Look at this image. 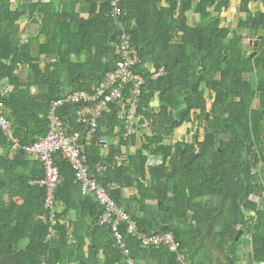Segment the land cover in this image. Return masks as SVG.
<instances>
[{
  "label": "trees",
  "instance_id": "16d2710c",
  "mask_svg": "<svg viewBox=\"0 0 264 264\" xmlns=\"http://www.w3.org/2000/svg\"><path fill=\"white\" fill-rule=\"evenodd\" d=\"M78 1L61 0L57 12L53 3L30 4L28 14L41 16L40 34L47 38L33 50V42L17 39L25 13L14 8L11 0H0V88L5 83L12 87L5 97L0 96L12 134L9 138L0 132V264H97L101 250L109 255L107 264H125L111 226L98 224L101 206L79 190L80 200L77 198L74 172L61 154L54 157L59 169L57 224L54 233H49L44 189L31 184L41 178L42 164L30 159L26 151L47 134V111L52 101L73 92L71 87L93 95V88L114 71L123 30L130 35L138 58L132 71L144 79L137 113L147 125L143 127L141 120L139 126L144 129H140V136L125 139L124 120L118 117L123 106L110 104L98 117L95 131L88 134L87 124L78 123L76 116L69 119L79 105H63L58 115L68 133H80L89 170L98 183L111 188V196L120 206L122 191L137 183L139 197H134V202L140 211L131 217L138 230L148 235L173 234L186 254L185 264H192L195 252L205 247V264H229L230 245L241 228L251 236L249 263L264 262V211L258 212L253 224L250 212L257 209L248 200L252 192L250 164L243 159L248 142L253 146L264 139V50L249 63L241 59L240 37L227 39L230 32L219 26V14L230 0H166L164 8L157 7L159 0H120L116 17L112 16L110 0H98L99 9L94 1L86 0L91 10L73 19ZM190 11L197 18L195 24L188 23ZM247 17L253 22L249 35L254 37L264 16ZM64 36L69 40L61 45L58 42ZM54 45L60 61L41 68L38 56H51ZM71 53L77 56L76 63L70 61ZM25 67L30 75L24 82L18 74ZM160 69L162 74L152 78L153 71ZM251 70L257 72L255 86L244 77ZM131 91L128 85L124 98L131 97ZM192 110L199 118L198 125L209 112L215 119L210 128H218L225 137L216 140V134L205 132L194 144L166 143L177 127L192 119ZM102 138H116L118 145L110 148L112 158L118 156L120 145H134L136 138L140 147L123 164L113 162L98 174L97 166L106 159L99 142ZM145 153L160 162L148 165ZM237 175L244 178L243 186L235 183ZM76 199L93 219L84 229L92 240L87 254L75 232V222L69 223V228L63 224L76 209ZM119 232L136 264H182L164 247H142L125 225ZM70 235L76 237V243L70 242Z\"/></svg>",
  "mask_w": 264,
  "mask_h": 264
},
{
  "label": "built area",
  "instance_id": "2783aa9c",
  "mask_svg": "<svg viewBox=\"0 0 264 264\" xmlns=\"http://www.w3.org/2000/svg\"><path fill=\"white\" fill-rule=\"evenodd\" d=\"M119 2L120 0H110L111 12L114 17L119 14ZM119 27L122 28L120 24ZM116 51L118 61L114 71L106 74L93 88V95L87 94L86 91L76 90L49 104L47 134L26 148L28 155L36 157L41 162L43 169L41 178L32 181L31 184L38 185L44 189V208L49 212V233L53 234L54 227L57 224L55 192L59 183V169L55 164L54 157L57 154H61L74 172L75 183L79 186L81 195L84 197L91 195L101 206L102 211L98 217V224L100 226H111L116 244L125 256V264L136 263L123 243L122 235L119 232L121 225L126 226L127 233L142 247L156 249L164 247L170 253L176 254L180 263L185 264L186 254L180 250V243L173 234L164 232L148 235L140 232L131 215L112 198L111 188L104 187L97 182L93 173L91 174L89 170L86 156L83 153L80 133H68L65 123L58 115V110L63 105L78 104L79 107L75 111L74 116H76L78 123L87 124L89 127L88 134H92L97 128V119L100 114L107 111L110 104H119L123 106L118 117L124 120V138L140 136V129L147 125L144 117L137 113V98L140 96L144 79L141 75L132 71V67L138 58L136 51L130 45V35L125 30H123L119 38ZM161 74L162 69L158 72L153 71L152 78L155 79ZM128 85L132 86L131 97L124 98L123 91ZM11 89V85L5 83L0 88V96L5 97ZM124 100L129 106L126 111L124 110ZM2 109L0 107V132L11 138L10 123ZM141 120L145 122L143 127L139 126ZM99 142L103 147L106 146L103 139H100ZM260 264H264V262Z\"/></svg>",
  "mask_w": 264,
  "mask_h": 264
},
{
  "label": "crops",
  "instance_id": "0c3cea01",
  "mask_svg": "<svg viewBox=\"0 0 264 264\" xmlns=\"http://www.w3.org/2000/svg\"><path fill=\"white\" fill-rule=\"evenodd\" d=\"M40 1L41 3H51V0H28L27 1V10L25 12V15L22 16L20 18L19 21V37L17 39L23 41L24 43L27 42H33V50H37L38 49V45L39 44H44L47 40V38L43 35L40 34V28H41V16H39L38 14L30 17L28 14V8L30 6V4L36 3ZM61 1V0H60ZM90 1H94L96 4V8L99 9L100 7V2L98 0H90ZM106 1V0H105ZM233 1V0H232ZM12 6L14 8H18L20 5H24L25 0H11ZM157 7L159 8H164L167 6V2L166 0H159L156 3ZM59 8H60V2H59ZM54 10V7H53ZM91 10V3H89V1L86 0H79L75 5H74V10H73V19H76L79 17H81L82 15H87L88 12ZM59 11V9H58ZM215 15V14H214ZM222 13L219 14V16L221 17ZM71 20V19H70ZM74 21H72L73 24ZM197 22V18L194 15L193 12L190 11V15H189V24H195ZM67 34H70L69 32ZM69 38H67L66 36H64L62 39L59 40V44H67L68 43ZM115 45L113 44V47ZM53 47V51L51 56L49 57H45L44 55H39L38 58L40 60H42V62L40 63L41 68H45L46 65H52V64H56L57 61H60V57L57 54V45L52 46ZM64 49V48H63ZM84 56V55H82ZM81 56V57H82ZM80 57V60H81ZM70 61L72 63H76L77 60V56L74 53H71L70 55ZM85 61V56L83 61L81 60V62ZM151 68V66H149ZM86 69H84L85 71L88 70V67H85ZM65 73H69L67 71V69L65 70ZM65 74V77H67ZM20 78L22 79V81H26L28 79V76L30 75V70L28 67L25 68H20L19 74ZM75 87H71L70 90L73 91ZM34 93H37V87L32 88ZM148 133V132H147ZM185 131L179 129L178 133L175 135L173 134V136L166 141V143L168 144H175L176 141H183V136H184ZM106 144L105 147H103V145H101V149L102 152L104 154L108 153L106 155V159L105 161H103L101 166H97L96 169V173L98 174H102L106 171L107 167L113 163L116 162L118 165L123 164V161H127L128 156H132L135 151L140 147V140L138 138H136L134 145L128 144V145H120V150H118V156L115 157H110V148L111 147H115L118 145V142L116 140V138H102ZM13 149H16V146L13 147ZM15 151H12V154H14ZM148 155V165H152V164H158L160 162V160L158 158H156L153 155L147 154ZM30 159H32L33 161H36L37 158L34 156H29ZM25 174H29V171L26 170ZM12 184H11V188H12ZM79 186L76 185L75 187V193L77 198L80 200V196H79ZM139 190L137 188V183L130 188L128 191H122L121 193V203H122V207L127 209L129 212V214H137L140 211V206L134 202V197H139L138 195ZM79 196V197H78ZM89 198H91L92 200H94V198L89 195ZM76 199V209L71 211L67 217L65 218V220L63 221V224H66L67 226L69 225V223L75 222L76 226V231L77 232V237L80 239L81 242H83V250L85 252V254H87L88 251V247L90 245L91 237L89 236L90 234H86L85 233V226L89 225L92 223L93 219L90 217L89 212L87 211L86 207H84L83 205L80 204V201ZM83 200V199H81ZM207 201V202H206ZM209 199L205 200V203H208ZM152 207V206H151ZM142 215V214H141ZM165 227L167 226H163V229H165ZM69 228V226H68ZM92 234V233H91ZM96 235V234H95ZM70 242L71 243H76V237L74 235H70ZM192 248V246H191ZM193 251H196V249H192ZM207 247H205L204 249H200V251H196L195 253V261L193 259V263L192 261L189 263L192 264H205L208 261L205 258V252H207ZM251 251L250 248V244H237L236 245V250H235V262L234 264H250L249 260H248V254ZM97 260H99V262H96L97 264H107V261L109 260V255L107 253H105L104 251H99L98 255H97ZM96 260V261H97Z\"/></svg>",
  "mask_w": 264,
  "mask_h": 264
},
{
  "label": "flooded vegetation",
  "instance_id": "af4514ba",
  "mask_svg": "<svg viewBox=\"0 0 264 264\" xmlns=\"http://www.w3.org/2000/svg\"><path fill=\"white\" fill-rule=\"evenodd\" d=\"M221 13V17L219 16V26L230 32L227 35V39L230 37H240L241 59L249 63L251 61L253 62L258 54L264 50V21L258 26V34L251 37L249 34L253 22H248L247 16L249 14L254 17L259 16V19L264 16V0H251L248 3H245L244 0H230L227 7H222ZM258 37H262V39L259 40L258 44H255V40ZM244 51L245 54H243ZM224 53L227 54V51H224ZM244 77L250 81L251 86H255V81L257 79L256 70L244 73ZM216 79H218V77ZM204 89L206 95H208L209 90L207 88ZM254 103L256 102L254 101ZM190 117H192V119L183 123L174 131L175 135L178 133L179 129L185 131L183 143L194 144L196 141H201L205 132L216 134V140L225 137L218 128H210V125L212 126L215 124V119L209 112H206L203 116L204 119L201 121V125H198L199 118L194 110H192V115ZM218 144L219 143H217V145ZM243 151V159L250 164L249 184L252 188V192L249 194L248 200L256 205L257 211L250 212L251 216L255 218L252 223L255 224L258 212L264 211V139L253 146L248 142V150L243 147ZM235 179V183L238 186H243L245 184V180L242 176L237 175Z\"/></svg>",
  "mask_w": 264,
  "mask_h": 264
},
{
  "label": "water",
  "instance_id": "95a60500",
  "mask_svg": "<svg viewBox=\"0 0 264 264\" xmlns=\"http://www.w3.org/2000/svg\"><path fill=\"white\" fill-rule=\"evenodd\" d=\"M27 1L28 0H25V3H24V5H20L19 7H18V11H22L23 13H25L26 12V10H27ZM107 1V0H106ZM59 2H60V0H51V3H53L54 4V10L53 11H58V9H59ZM262 39V37H258L256 40H255V44H258V42H259V40H261ZM243 54H245V51L243 52ZM83 59H84V56H82L81 57V60L83 61ZM197 65H199V61L197 62ZM149 66H151L150 64H149ZM76 90H78V88L77 87H75L74 89H73V91H76ZM123 103L125 104V106H124V110L126 111L127 109H128V103L124 100L123 101ZM75 115V111H72L71 112V115H70V117H69V119H71L73 116ZM108 153H106L105 154V157H106V155H107ZM91 174H92V171H91ZM168 227V226H167ZM167 227H165V229L167 228ZM245 232H246V229H239L238 230V232L236 233V235H235V237H234V240H233V242L231 243V245H230V258H229V264H234V262H235V259H236V256H235V250H236V245L237 244H240V243H242V244H250L251 243V236L250 235H245ZM77 258H79L78 256H77ZM97 262H99V260H97ZM83 264V263H82ZM103 264H105V263H103Z\"/></svg>",
  "mask_w": 264,
  "mask_h": 264
},
{
  "label": "rangeland",
  "instance_id": "374dc122",
  "mask_svg": "<svg viewBox=\"0 0 264 264\" xmlns=\"http://www.w3.org/2000/svg\"><path fill=\"white\" fill-rule=\"evenodd\" d=\"M199 125H201V122L199 123Z\"/></svg>",
  "mask_w": 264,
  "mask_h": 264
}]
</instances>
